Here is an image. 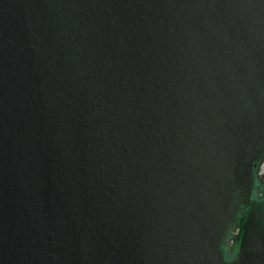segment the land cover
<instances>
[{"label": "water", "instance_id": "1", "mask_svg": "<svg viewBox=\"0 0 264 264\" xmlns=\"http://www.w3.org/2000/svg\"><path fill=\"white\" fill-rule=\"evenodd\" d=\"M264 0H0V264H264Z\"/></svg>", "mask_w": 264, "mask_h": 264}, {"label": "rangeland", "instance_id": "2", "mask_svg": "<svg viewBox=\"0 0 264 264\" xmlns=\"http://www.w3.org/2000/svg\"><path fill=\"white\" fill-rule=\"evenodd\" d=\"M262 170H264V165H263V167H262Z\"/></svg>", "mask_w": 264, "mask_h": 264}]
</instances>
